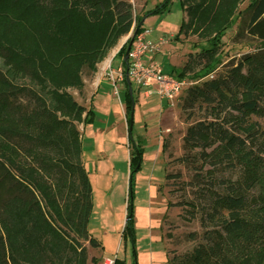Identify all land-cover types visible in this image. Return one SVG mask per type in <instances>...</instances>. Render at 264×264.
Listing matches in <instances>:
<instances>
[{"label": "trees", "instance_id": "16d2710c", "mask_svg": "<svg viewBox=\"0 0 264 264\" xmlns=\"http://www.w3.org/2000/svg\"><path fill=\"white\" fill-rule=\"evenodd\" d=\"M240 1L180 2L190 21L179 33L189 28L207 48L170 75L216 76L188 88L182 106L187 129L178 162L193 171L190 185L197 192L185 204L200 215L203 233L191 252L171 264L264 259V47L221 72L216 57L235 19L239 37L264 45V0H250L233 19ZM171 2L143 8L135 18L130 0H0V59L6 67L0 70V264H87L79 240L99 244L88 230L92 187L76 123L91 125L95 115L67 89L82 90L84 67L95 72L122 36L133 27L135 37L143 33V19L170 11ZM130 40L116 57L125 69ZM135 103L126 84L128 122ZM141 158L136 146L131 182ZM177 177L167 173L165 179ZM127 234L134 241L132 220Z\"/></svg>", "mask_w": 264, "mask_h": 264}, {"label": "rangeland", "instance_id": "374dc122", "mask_svg": "<svg viewBox=\"0 0 264 264\" xmlns=\"http://www.w3.org/2000/svg\"><path fill=\"white\" fill-rule=\"evenodd\" d=\"M139 1L130 0L135 18L142 17L145 12L143 10L151 11L165 0H150L147 8L142 10ZM155 1H158V4H154ZM181 1L171 2L170 11L156 16L157 20L150 19L143 25V28L149 31L147 37L153 42L164 34L159 41L164 40L165 43L160 52L154 55L156 59L152 60L157 61L166 74L172 73L174 68L180 70L192 55H198L207 48L205 39L189 31V28L179 33L182 23L187 26L190 21L189 10L182 9ZM249 3L250 0L240 1L233 19L244 11ZM239 25L240 21L235 19L231 28L221 38L216 55L221 64L218 72L224 69V65L236 62L243 55L264 47L262 43L244 34L239 37ZM134 29L133 27L129 34L122 36L109 48L103 60L97 63L95 72L90 71L88 67L83 68L82 90L67 89L78 105L89 110L92 109L91 97L95 76L103 73L112 85L109 92H99L95 98L94 122L88 125L84 132L82 161L91 182L93 202L88 230L99 244L93 246L89 240H79L86 250L87 264H95L93 259L96 264H122L116 263V259L125 264H171L175 257L191 252L201 242L203 233L200 215L185 204V201L195 199L197 192V189L190 185L193 171L178 162L184 155L182 139L187 129L183 122L182 106L188 88L201 84L216 74L192 79L195 73H189L183 79L187 85L175 105H168L171 109L162 115L161 126L158 115L159 96L149 99L143 97L140 106L133 109L132 131L128 120L124 130L120 104L126 102V96L121 88L123 85L126 87V84L129 86L130 81L126 77L123 81L115 78L117 94L109 72L120 67L125 69L122 59L116 57L134 35ZM154 30L156 32L151 35ZM112 60L121 63L118 69L115 67L116 63L111 65ZM0 70L6 71L2 59ZM130 84L133 88L134 84ZM76 125L82 140L84 125ZM136 146L142 149V158L139 169H133L131 182L130 153L135 151ZM167 173L178 177L166 181ZM129 216L133 223L134 241L129 234L123 236ZM259 261L252 264H264V259Z\"/></svg>", "mask_w": 264, "mask_h": 264}, {"label": "built area", "instance_id": "2783aa9c", "mask_svg": "<svg viewBox=\"0 0 264 264\" xmlns=\"http://www.w3.org/2000/svg\"><path fill=\"white\" fill-rule=\"evenodd\" d=\"M149 31L135 37L127 61V68L111 70L109 77L118 94V88L114 79L123 81L126 77L132 84L144 89L149 95L156 94L169 106H174L179 96L186 87L185 80H179L170 74L163 72L161 66L154 62L151 57L160 52L165 43L160 40L158 43L148 39Z\"/></svg>", "mask_w": 264, "mask_h": 264}, {"label": "crops", "instance_id": "0c3cea01", "mask_svg": "<svg viewBox=\"0 0 264 264\" xmlns=\"http://www.w3.org/2000/svg\"><path fill=\"white\" fill-rule=\"evenodd\" d=\"M161 1H164V0H161ZM177 0H172V3L176 2ZM150 0H140L139 1V7H140V10H142L143 8H147L148 4H149ZM154 4H158V1H155ZM150 19H154V20H157L158 17L156 16H150V17H145L144 20H143V25L145 23H147ZM147 30V29H146ZM156 31L154 30L153 32H151V35L154 34ZM164 35V34H163ZM162 34L157 38L156 42L159 41V39L163 38ZM149 39V37H148ZM152 40V39H150ZM115 54L112 56L114 57ZM151 59H156L155 56H152ZM157 62V61H156ZM116 63V66L117 69L120 67V62L119 61H114L112 60L111 61V65H114ZM174 67V66H173ZM125 85H123V88H121L123 90V93L125 94L126 96V87H124ZM93 92H92V97H91V108L93 110V102L95 101V98L98 96L99 92H109V89L112 87L111 85V82H109L106 77L104 76L103 73H99L95 76L94 80H93ZM132 91L134 92L133 93V96L134 98H136V103L134 105V109L136 106H140V101L141 99L144 97V98H150V97H153V96H156L158 98V96L156 94H152V95H149L144 89H140L138 87H136L134 85V87L132 88ZM113 96H115V93L112 92ZM159 102H160V105H159V113L158 115L159 116V126L162 125L163 121H162V115H164L165 113H167L171 108L167 107L168 104L166 102H163L161 101L159 98H158ZM121 106V112H122V116L124 117V120L121 121V124H122V127L123 129L125 130V126H126V123H127V119H126V113H125V103H121L120 104ZM88 126V125H87ZM87 126H83V131H82V148H83V140H84V132H85V129ZM83 150V149H82ZM83 155H84V152L82 153V158H83ZM84 162V161H83ZM84 166H85V163H84Z\"/></svg>", "mask_w": 264, "mask_h": 264}, {"label": "water", "instance_id": "95a60500", "mask_svg": "<svg viewBox=\"0 0 264 264\" xmlns=\"http://www.w3.org/2000/svg\"><path fill=\"white\" fill-rule=\"evenodd\" d=\"M134 39H135V34L132 36L131 40H130V43L128 45V48H127V51H126V54H125V62L128 61V58H129V53H130V50L132 48V45H133V42H134ZM129 84V92L130 94L132 95L133 94V91H132V88H131V84L130 82H128ZM133 120H134V110L132 111L131 113V117H130V130L132 131V128H133ZM131 219V216H129L128 220Z\"/></svg>", "mask_w": 264, "mask_h": 264}]
</instances>
